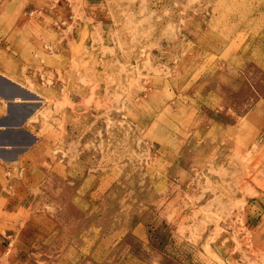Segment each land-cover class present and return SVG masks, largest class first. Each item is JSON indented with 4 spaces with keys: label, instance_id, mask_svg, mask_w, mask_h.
Returning a JSON list of instances; mask_svg holds the SVG:
<instances>
[{
    "label": "rangeland",
    "instance_id": "obj_1",
    "mask_svg": "<svg viewBox=\"0 0 264 264\" xmlns=\"http://www.w3.org/2000/svg\"><path fill=\"white\" fill-rule=\"evenodd\" d=\"M9 9L43 107L0 149V264H264V0Z\"/></svg>",
    "mask_w": 264,
    "mask_h": 264
},
{
    "label": "crops",
    "instance_id": "obj_2",
    "mask_svg": "<svg viewBox=\"0 0 264 264\" xmlns=\"http://www.w3.org/2000/svg\"><path fill=\"white\" fill-rule=\"evenodd\" d=\"M12 1L0 0V120L5 124L0 127V142L4 145L0 149L12 153L14 149L30 144L13 155L18 159L19 156L31 155L29 149L38 141L23 126H29L25 122L35 111L40 113L43 98L38 92L42 89L41 78L35 71V65H39L30 51L36 45L34 36L37 27L22 23V18L30 21L32 15L19 16L9 12ZM26 64L28 66L25 67ZM29 65L32 67L28 68Z\"/></svg>",
    "mask_w": 264,
    "mask_h": 264
}]
</instances>
